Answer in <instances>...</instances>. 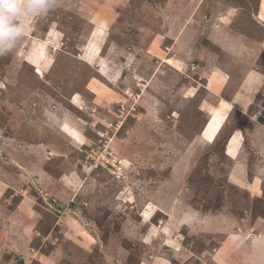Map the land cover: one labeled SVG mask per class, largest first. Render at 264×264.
I'll return each instance as SVG.
<instances>
[{
    "label": "rangeland",
    "instance_id": "rangeland-1",
    "mask_svg": "<svg viewBox=\"0 0 264 264\" xmlns=\"http://www.w3.org/2000/svg\"><path fill=\"white\" fill-rule=\"evenodd\" d=\"M0 84V264H264V0H60Z\"/></svg>",
    "mask_w": 264,
    "mask_h": 264
},
{
    "label": "clouds",
    "instance_id": "clouds-1",
    "mask_svg": "<svg viewBox=\"0 0 264 264\" xmlns=\"http://www.w3.org/2000/svg\"><path fill=\"white\" fill-rule=\"evenodd\" d=\"M59 7L60 0H0V58L17 50L29 23Z\"/></svg>",
    "mask_w": 264,
    "mask_h": 264
},
{
    "label": "built area",
    "instance_id": "built-area-1",
    "mask_svg": "<svg viewBox=\"0 0 264 264\" xmlns=\"http://www.w3.org/2000/svg\"><path fill=\"white\" fill-rule=\"evenodd\" d=\"M89 156H92V154H88ZM100 158H101V160H98V162L100 161L102 164H104L105 166H106V169L107 170H110V173L111 174H113L116 178H119V173H120V171H119V169H118V172H117V170H116V168L114 169L113 167H114V163L116 162L113 158L112 159H110L109 157H106V156H104V155H100ZM103 161V162H102ZM99 162V163H100ZM103 166V165H102ZM104 167V166H103ZM107 167H110V169L109 168H107Z\"/></svg>",
    "mask_w": 264,
    "mask_h": 264
},
{
    "label": "crops",
    "instance_id": "crops-1",
    "mask_svg": "<svg viewBox=\"0 0 264 264\" xmlns=\"http://www.w3.org/2000/svg\"><path fill=\"white\" fill-rule=\"evenodd\" d=\"M234 39H235V38H234ZM239 39H240V38H239ZM236 41H237V40H236ZM238 42H239V41H238ZM233 44H234V43H230V44H229V47H232ZM225 49H226V48H225ZM230 50H231V48H227V51H230ZM228 53L230 54V52H228ZM45 60H46V59H45ZM222 75H224V74H222ZM219 86H220V84H219ZM242 93H244V92H241V94H242ZM242 95H243V94H242ZM243 96H244V97H243ZM243 96H242V98H243L242 101H243V103H244V101H245V103H246V101H247V99H246L247 96H246V95H243ZM74 128H75V127H74ZM79 137H80V136H79ZM202 137H203V136H202ZM201 139H202V138H201ZM181 153H182V152H181ZM153 204H154V203H153ZM155 209H157V208H155ZM155 209H154V210H155ZM183 213H185V212H183ZM182 217H186V216L183 214ZM180 219H181V218H180ZM228 255H229V254H227V252L223 251V253L220 254V259H219V260L222 261V262H225V263H226V261H228V259L226 258ZM222 262H220V263H222Z\"/></svg>",
    "mask_w": 264,
    "mask_h": 264
},
{
    "label": "water",
    "instance_id": "water-1",
    "mask_svg": "<svg viewBox=\"0 0 264 264\" xmlns=\"http://www.w3.org/2000/svg\"><path fill=\"white\" fill-rule=\"evenodd\" d=\"M1 85H2V84H0V86H1ZM22 262H23L22 259H20V260L18 261L19 264H22Z\"/></svg>",
    "mask_w": 264,
    "mask_h": 264
}]
</instances>
